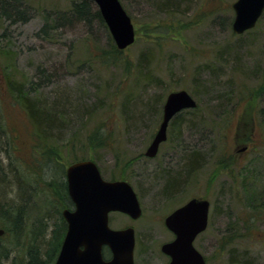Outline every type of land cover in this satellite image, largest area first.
<instances>
[{"label": "rangeland", "instance_id": "obj_1", "mask_svg": "<svg viewBox=\"0 0 264 264\" xmlns=\"http://www.w3.org/2000/svg\"><path fill=\"white\" fill-rule=\"evenodd\" d=\"M121 1L137 30L121 53L93 10L84 18L72 13L74 0H14L15 9L8 8V19L0 20L3 163L23 181L58 168L66 174L75 160L91 158L104 178L129 181L143 213L133 219L111 212L110 225L135 228L136 264L169 262L161 246L174 234L164 219L193 197L211 202L208 227L195 240L206 264H264V13L236 34V0ZM21 84L55 116L44 129L56 163L35 145L33 120L15 99ZM179 89L198 106L173 118L150 157L167 95ZM97 128L109 135V146L88 144ZM192 161L197 169L183 170ZM170 176L179 177L173 192L165 189ZM35 181L31 227L40 205L56 207ZM9 234L0 239L8 252L0 259L26 264L27 229Z\"/></svg>", "mask_w": 264, "mask_h": 264}, {"label": "water", "instance_id": "obj_2", "mask_svg": "<svg viewBox=\"0 0 264 264\" xmlns=\"http://www.w3.org/2000/svg\"><path fill=\"white\" fill-rule=\"evenodd\" d=\"M96 2L119 49L135 41V27L131 16L120 0H92ZM233 30L241 34L253 28L264 11V0H236ZM197 106L195 98L185 89L168 94L160 126L146 150L156 156L161 142L167 139L170 120L185 108ZM68 192L74 208L62 212L67 231L54 264H135V229L132 226L115 229L109 224L112 211H122L133 218L142 214V207L132 184L126 180H106L93 160H82L67 169ZM210 201L193 197L176 208L165 219L175 238L162 245L170 256L168 264H205L204 255L194 241L208 226ZM5 229L0 227V236ZM108 247L111 258L104 257Z\"/></svg>", "mask_w": 264, "mask_h": 264}, {"label": "trees", "instance_id": "obj_3", "mask_svg": "<svg viewBox=\"0 0 264 264\" xmlns=\"http://www.w3.org/2000/svg\"><path fill=\"white\" fill-rule=\"evenodd\" d=\"M93 6L95 5L90 0H74L71 5V11L74 15L83 18L94 11V15H97L104 21L98 8L95 9ZM8 8L10 10L15 9L14 0H0V20L8 19ZM113 50L117 53L122 52V50H119L115 46H113ZM24 85L25 84H21L18 86V93L15 92V99L27 109L33 120V131L37 149L41 147L42 152L48 154L47 157L49 160L52 161L54 158L55 162V160L57 161L58 159L52 153L50 146L51 141L49 140L47 130L44 129V126L47 128L49 124L53 123L55 116L53 114V116L48 114L49 111L47 109L40 110L35 101L30 98V95H27V92L24 90ZM178 116H180V114L177 115L176 118ZM88 138V144L93 148L109 146L110 144L109 135L107 133L103 134L99 128L91 133ZM1 150L2 148H0V154L4 151ZM3 161L4 157L0 155V206H2L1 210L4 209L3 211L5 212V214H2L3 218L1 224L6 229V235L9 233L14 234V232L21 234V232L23 233L27 229V236L30 237V245L27 250L26 264H53L67 229L66 221L62 216V210L72 205L68 195L65 172L63 171L61 174L58 168L56 173H51L48 175V178L39 176L37 172L32 173V181L36 180V183L42 181L44 184L42 190L43 194H46L47 197L44 195L41 196L51 204L55 202L56 207L51 209L47 203L45 208L40 205L39 215L36 217L31 227V224L28 225L29 219L28 221H26V219L28 217L27 214L31 212L29 208L31 203L30 195L33 194V189H36L37 186H32L30 184L32 181L28 176H22V181L20 179L21 174L17 176L15 170L12 171V168L6 166L7 164L5 165ZM188 168L191 169V171L197 169L193 161L191 164L187 163V165L183 167V170H187ZM178 182L179 177H167L165 189L170 186L172 189L171 192H173L175 187L177 188ZM38 193H41V191ZM26 223L28 227L25 229ZM3 238H5V236ZM7 254L8 252L0 247V257L5 258ZM3 259H0V264H6L2 262Z\"/></svg>", "mask_w": 264, "mask_h": 264}]
</instances>
